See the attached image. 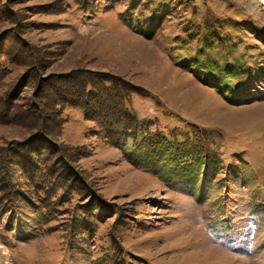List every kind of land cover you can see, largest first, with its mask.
Wrapping results in <instances>:
<instances>
[{"label":"rangeland","instance_id":"374dc122","mask_svg":"<svg viewBox=\"0 0 264 264\" xmlns=\"http://www.w3.org/2000/svg\"><path fill=\"white\" fill-rule=\"evenodd\" d=\"M0 264H264V0H0Z\"/></svg>","mask_w":264,"mask_h":264},{"label":"trees","instance_id":"16d2710c","mask_svg":"<svg viewBox=\"0 0 264 264\" xmlns=\"http://www.w3.org/2000/svg\"><path fill=\"white\" fill-rule=\"evenodd\" d=\"M213 39H216L215 36L210 37V41H212ZM209 41V39H208ZM210 44L212 42H209ZM208 44V43H207ZM206 43L203 44V46H208ZM206 58V57H205ZM196 65H195V64ZM192 64H193V68L194 70H198L200 69L202 64H205V59L203 60H198V59H194L192 60ZM212 71L216 69V65L209 67ZM88 73V75H87ZM94 73V74H93ZM93 73H89L86 72L82 73L83 78H87L88 79V83H90L91 81H93V77L95 76V72ZM98 83L97 81H94L92 83V86L95 87ZM99 87V86H98ZM89 90H92V88L85 86V88L83 89V95H81L82 97H85ZM102 96V94H101ZM127 96V92L126 90L123 93V99H125ZM87 102L85 103H89V99H86ZM122 103H124L123 101L121 102V104L119 106H117L115 109H113L112 111V115L114 114L113 117L109 118V120L105 121L102 125V134L103 137H105V139L112 144L113 146L124 150V147H128V149L126 151H122V155L123 158L130 162L131 164L138 166L141 165V161L139 160V158L142 155V149L144 147L145 144L149 143L151 140L153 141V143L157 144L160 143V136H157L156 133L152 134V131L150 129H148L147 125H145V122L138 120V118H136L134 116V114L127 112L126 110L124 111V116L121 113H118V109L120 110V112H122ZM73 105H76L80 108V110L82 111V113L85 115L87 113L85 106L82 102H75L73 103ZM118 108V109H117ZM108 111V109H106ZM110 112V111H108ZM116 112L117 114H120V118L118 119L119 121H115L114 118L116 116ZM43 133V132H40ZM32 136V135H31ZM41 137H45L44 133L42 134ZM152 143V142H151ZM37 165L39 166V173L41 171L45 170V167H42L43 163L39 162L37 163ZM52 180V185L55 188L61 189V186L58 185L57 183V179H55L54 177L51 178ZM10 185H11V181L9 180ZM53 189V188H52ZM55 191V190H54Z\"/></svg>","mask_w":264,"mask_h":264}]
</instances>
